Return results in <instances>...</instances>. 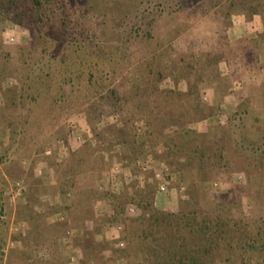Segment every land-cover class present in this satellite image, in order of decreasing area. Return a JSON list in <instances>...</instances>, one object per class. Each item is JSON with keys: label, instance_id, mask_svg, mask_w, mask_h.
<instances>
[{"label": "rangeland", "instance_id": "rangeland-1", "mask_svg": "<svg viewBox=\"0 0 264 264\" xmlns=\"http://www.w3.org/2000/svg\"><path fill=\"white\" fill-rule=\"evenodd\" d=\"M251 6L264 12L262 0H0V42L11 55L9 63L3 58L1 64L5 63L10 73L23 69L24 74L21 78L24 81L7 76L1 83L0 141L1 133L6 131L9 143L4 147L0 144V174H36L35 166L44 161L45 152H57L59 141L69 140L68 121L78 114H85L89 122L105 119V123L122 125L118 135L114 130L108 134L111 137L102 133L98 139L110 149V142L118 137L126 146L122 157L125 164L136 174H147L154 194L158 189L155 169L159 170L164 163L172 174L165 160L164 142L172 132L189 128L204 135L215 128L232 125L237 138L246 136L256 146L264 143V132L251 129L248 117H236L241 101L234 110L224 112L214 109L210 96L204 92L201 99L212 115L188 125L191 116L184 113L185 101L165 97L171 92L184 95V81L197 84L198 76L205 74V70L208 75L212 74L217 58L210 48L215 36L228 25V16L246 13ZM11 37L14 42L9 41ZM28 75L30 79H26ZM235 83L242 85L234 79L229 94L239 91H233ZM13 88L22 93L23 100L20 106L10 110L6 98L13 95L9 93ZM263 89V83H259L249 93L254 96L249 113L258 116L264 127V101L260 99ZM205 95L208 101H204ZM153 103L160 107L154 110ZM170 104L176 105L175 110L169 111ZM220 115L227 118L224 124L217 119ZM141 120L146 129L140 136L136 133V124ZM198 123H202L200 129L195 127ZM191 142L200 144L196 140ZM88 147L82 154L92 156L95 148ZM149 160L152 169L142 171L141 165ZM93 162L96 167L99 165V160ZM41 171L37 174H42ZM225 173L213 174L203 189L207 193L205 212H212V217L226 212L232 223H264V170L252 173L255 182L252 186L248 185L246 171ZM178 177H171V194L166 196L170 207L156 206L154 198L155 209L177 213L181 202L189 200V183L179 181ZM134 202L143 211L140 218L124 216V209L118 210L115 203L108 204L109 215L113 216L98 217L92 206L94 202H90L94 219L86 225L99 245L95 246L89 264L156 263L157 257L150 256L147 250L158 245L155 242L158 235L152 236L144 230L151 209L145 210ZM66 214V222L59 223L58 236H68L77 246L84 236L83 230L76 226L77 209ZM113 222H122L125 226V249H116L109 240H96L94 236L93 226ZM180 235L192 246L199 243L196 236L186 232ZM236 247L234 243L231 250L226 247L217 251L213 259L223 264H264V256L236 250ZM68 251L64 250L69 264H82V257L70 261L74 255ZM28 256V251L18 252L9 264L50 261L49 257L41 261L30 254L33 258L29 262Z\"/></svg>", "mask_w": 264, "mask_h": 264}, {"label": "crops", "instance_id": "crops-1", "mask_svg": "<svg viewBox=\"0 0 264 264\" xmlns=\"http://www.w3.org/2000/svg\"><path fill=\"white\" fill-rule=\"evenodd\" d=\"M228 18V25L215 36L210 48L218 59L215 70L222 80H213L211 76L209 78L204 68V75H207L201 88V94L206 92L210 96V105L224 112L234 110L241 99L248 98L254 85L259 83L264 85V12H257L251 16L247 13H233ZM234 79L241 81L242 85L238 92L229 94ZM184 82L183 93L188 94L191 85L188 80ZM104 120L99 119L95 123L89 122L85 114L72 116L68 121L71 130L69 140L65 143L59 141L54 156H43L44 161L35 166L36 174H0V264H9L15 254L24 251L29 252V262L30 258H33L30 254L45 253L50 261L57 255L64 259L65 262L61 258L65 264H69L65 249H69L68 252L74 255L70 256V261L83 258L81 248L74 246L68 236H58L59 223L66 222L59 221L58 217L60 215L67 217L66 213L71 214V210H65L64 207L75 200L79 188L88 186L79 182H89L99 195L92 205L95 208L97 203L100 204L102 212H95L98 217L113 216L109 215L108 204L114 205V199L123 195L129 198L127 205H124L125 212L128 204L135 203L133 198L149 187L150 178L147 179V174H136L125 164L126 160L122 157L126 146L118 137L114 142H110L108 137L112 144L110 149H106L105 142L98 139L102 133L110 136L108 135L110 131H116L119 126L112 124L113 122L105 123ZM201 124L198 123L195 127L200 129ZM1 137L0 144L4 147L8 141L6 131L1 133ZM91 145L95 152L90 158L97 159L103 164L98 166V171L93 172L85 164L84 159L79 157V166L83 167V174H59V167L67 164L73 156L82 154ZM118 145L121 147V155L115 154ZM38 170H42V174H37ZM63 181L67 184L65 182L63 184ZM16 182L24 185L25 192L23 199L13 201L11 193ZM68 192H71V198L66 197ZM154 196L156 206L163 209L170 207L166 196L160 194L158 189ZM116 223L118 222L93 226L96 240L102 238L109 240L112 226ZM35 233L42 239L39 241L40 244L33 242ZM52 243L55 244L54 247L51 246Z\"/></svg>", "mask_w": 264, "mask_h": 264}, {"label": "trees", "instance_id": "trees-1", "mask_svg": "<svg viewBox=\"0 0 264 264\" xmlns=\"http://www.w3.org/2000/svg\"><path fill=\"white\" fill-rule=\"evenodd\" d=\"M257 12L253 6L246 10V13L250 16ZM3 58L8 60L6 63H9L11 55L6 53L3 44L0 42V92H2V80L7 76L17 77L21 81H24L21 79L24 77V74H22L23 69L10 73L6 64H1V59ZM214 64L216 69L218 59H214ZM24 68L25 70H29L25 65ZM215 69L211 75L209 74V78L211 76L213 80L220 79V74H217ZM206 75L202 74L198 76L197 84L191 85V90L188 94L180 95L171 92L165 96L168 99L170 96H174V98L178 97L185 101L184 105L186 103L185 106L187 108L184 113L188 114L189 117L191 116L187 122L188 125L201 122L212 115L210 109L201 99V88L204 85L203 79H205ZM30 77L28 75L26 79H30ZM24 86L25 84H23ZM9 93L13 94L9 99L6 98L9 103L7 109L11 110L15 106L21 105L23 95L21 92H18L17 88L9 90ZM260 99L264 101V89L263 93L260 94ZM253 100V95L242 99L238 106L236 117L242 119L248 117L246 119L251 129L253 127L256 128L257 132H264V127L261 126L258 116L253 117L249 113ZM159 107V105L153 103L154 110ZM175 107L176 105L170 104L169 111L175 110ZM120 129H122V125L119 123L116 130L117 135ZM234 129L235 126L232 125L218 127L211 133L203 135L185 128L172 132L164 138L167 148L165 160L171 167V177L176 175L177 177L179 176V181L185 180L189 183V200H183L180 211L172 214L154 208V193L150 185L133 198L145 210L151 209L148 226L144 230L149 231L152 236L158 235L155 240L158 245L151 250H147L150 256L157 257L155 264H223L222 261L213 259V256H215L217 251L223 250V248L228 247L231 250L234 243L237 244L236 250L238 248L243 252L254 253L261 257L264 256V223L253 225L245 222L241 224L232 223L229 221V216L226 212H221L217 217H212V212L206 213L203 207L207 194L204 193L203 189H206V184L210 183L213 179V174L224 172L227 174L243 170L248 172V185L252 186L255 183L252 178L254 174L252 173L264 170V143L256 146L255 144H251L246 136L237 138ZM192 140L199 141L200 144L191 142ZM248 148H251L250 152ZM79 157L84 159L85 164L93 172L98 171L99 165H103L99 162V165L96 167L95 162H93L94 159L90 158L91 156L75 155L67 164L59 167V174H83V167L79 166ZM64 182L67 184L66 181H63V184H65ZM138 196L140 197L138 198ZM98 197L99 195L92 185L83 186L78 189L75 200L71 204H68L69 206L66 205L67 207H64L67 210L73 211L77 209L78 212V223L76 226L81 228L84 234L83 239L77 242V246L82 249L84 255L82 264H89L95 246L98 247L99 245V243L95 242L93 234L87 229L86 225L87 222L94 219V212H92L90 202H94ZM114 200L115 207L123 211L124 205L129 201V198L123 195ZM144 203H146V206L142 205ZM182 232L196 236L199 243L192 246L190 242L186 241L185 237L180 235ZM33 238L34 244L42 240L40 235H36ZM54 245V243L51 244L52 247ZM211 257L212 260H209ZM35 264L65 263L60 258L54 257L52 261Z\"/></svg>", "mask_w": 264, "mask_h": 264}, {"label": "built area", "instance_id": "built-area-1", "mask_svg": "<svg viewBox=\"0 0 264 264\" xmlns=\"http://www.w3.org/2000/svg\"><path fill=\"white\" fill-rule=\"evenodd\" d=\"M9 41L14 42V38L13 37L9 38ZM240 86L241 85L239 83H235V87L233 88V91L235 92L236 90H239ZM203 99H204V101H208V95H205ZM217 119L219 120V122L221 124H224L227 118L224 115H220V116H218ZM145 129H146V124L143 120L139 121L136 124L137 135H140V136L143 135L145 132ZM115 151H116L115 154H117V155H121V153H122L121 147L119 145L116 147ZM44 156L52 157V156H54V151L47 150L45 152ZM150 162H151V160L147 161L146 163H143V165H141L140 169H142V171H144V172L151 170L153 166L151 165ZM142 178H143L142 183H144L145 182L144 177H142ZM154 179L157 182L158 192L160 194H163V195L169 197V195L171 194L170 193V186H171L172 178H171V174H170V171H169L167 165H165L164 163H161L159 170L155 169ZM24 192H25L24 185L21 182H16L15 186L13 188V191L11 193L12 200L16 201V200L23 199L24 198ZM66 197L71 198L72 197L71 192H68L66 194ZM94 209L97 213H100V211L102 212L101 206L99 203H97L95 205ZM143 215H144L143 211L136 204L130 203V204H128V206H126V209H125V216L126 217L140 218ZM58 219H59V221L64 222L66 220V217H64V215H60L58 217ZM109 241L114 244L116 249H125L126 248V246H127L126 229H125V226L123 223H116L112 226V231H111V234L109 236ZM10 246L12 247L13 244ZM35 258L38 260H41V261H45L48 258V255L45 253H40V254L35 255ZM72 261H75V260L72 259Z\"/></svg>", "mask_w": 264, "mask_h": 264}]
</instances>
